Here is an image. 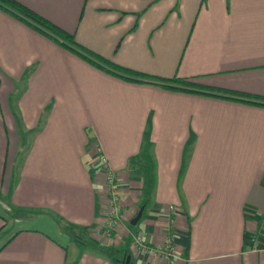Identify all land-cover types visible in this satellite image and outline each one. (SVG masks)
<instances>
[{"label": "crops", "instance_id": "0c3cea01", "mask_svg": "<svg viewBox=\"0 0 264 264\" xmlns=\"http://www.w3.org/2000/svg\"><path fill=\"white\" fill-rule=\"evenodd\" d=\"M16 1L119 67L186 80L203 92L264 98V0ZM190 132V154L199 162L181 173ZM147 134L154 144L170 140L179 153L172 155L180 156L168 167L157 161V176L155 163L147 168L153 203L140 167L131 168L143 155V142H133ZM105 170L115 176L123 207L115 242L130 235L125 252L132 264H164L140 253L133 237L156 246L168 231L182 254L175 264H264L254 243H264L257 235L264 216V107L126 82L0 11V264H119L93 247L82 249L57 225L62 219L102 235ZM155 179H166L170 192L179 187L174 200L181 205H167L174 214L155 204ZM142 204L134 232L128 223Z\"/></svg>", "mask_w": 264, "mask_h": 264}, {"label": "trees", "instance_id": "16d2710c", "mask_svg": "<svg viewBox=\"0 0 264 264\" xmlns=\"http://www.w3.org/2000/svg\"><path fill=\"white\" fill-rule=\"evenodd\" d=\"M0 11L18 19L19 21L25 23L33 30L39 32L44 35L47 39L54 42L64 50L74 54L79 59H81L86 64L91 67L104 72L110 76L119 78L126 82L130 83H155L157 86H160L163 89L170 91H184L188 93H196L202 95H208L212 97L218 98H226L228 100L237 101L253 106L264 107V98L249 96L247 94L239 93V92H231L219 89H204L203 91L190 89L188 87L195 88L194 84L187 82L186 80L173 78V79H157L149 76L142 75L140 73L119 67L114 65L113 63L87 51L85 48L79 46L74 41V36L62 28L54 25L48 20L44 19L31 9L27 8L23 4L17 2L16 0H0ZM201 89V88H200ZM22 156V151L16 156V163L20 160ZM144 204L141 205L143 207ZM140 207V208H141ZM57 225L61 231L66 233L73 241H76L81 245V248L84 249L88 245H91L95 250H99L100 253H105V251L100 248L99 244L93 240H84L83 236L87 232V228H77L75 226H71L67 224L62 219L57 221ZM80 231L79 233H77ZM83 233L81 237L80 234ZM81 237V239L79 237ZM91 242V243H90ZM112 258L114 261L119 264H124V259L127 256L126 252H121L120 250H116L113 252Z\"/></svg>", "mask_w": 264, "mask_h": 264}, {"label": "rangeland", "instance_id": "374dc122", "mask_svg": "<svg viewBox=\"0 0 264 264\" xmlns=\"http://www.w3.org/2000/svg\"><path fill=\"white\" fill-rule=\"evenodd\" d=\"M74 55V54H73ZM77 57V56H76ZM108 61V60H107ZM85 63V62H84ZM87 131V132H86ZM89 130H85V133L88 135ZM190 136L191 138L189 140H187L186 142V146L185 148H183L182 150V155H181V173H184V169L187 168H193L191 166V163H196L199 162V158L195 155L192 156L191 151L189 150V141L191 143L195 142V135L193 134V132H190ZM91 134V132H90ZM211 143L209 145H213L215 144V138L213 139V136ZM175 142L176 145V141L173 140ZM138 142L139 145L143 142V155L139 156V158H133L132 160V169H135V166H139L140 167V172L142 173V183H143V187H145L144 189L150 190V194L148 196H146V200L148 201H152L153 200V195L151 194V191L153 190L152 188V178H150L151 173L149 175V177H147V168L151 169L154 166L155 163V176H157V169H158V162L157 161H161L164 162L162 164V166L164 167H168L169 165H172L173 163H180V156H177V158L175 159V157L172 154H179L176 153L175 150L173 149V146L170 145V140L166 139V138H162L159 140V142L157 143V139H155V144L153 142V140L151 139V136L149 134H147V137H145L144 140H138L135 139V141L133 142L134 145L138 146ZM218 144V143H217ZM154 148H155V159H154ZM179 157V158H178ZM192 157V160H191ZM155 160V161H154ZM206 161L207 162H211L212 164L216 163L215 160V156H211L208 155L206 156ZM214 169L212 170H208V175L212 174ZM177 176H178V172H176ZM210 178H212V176H209ZM16 178H17V173L14 172L13 174V178H12V182H16ZM154 179V178H153ZM167 180H161V181H156L155 179V204L161 206V207H168L167 205H169L170 202H173V204L177 207H179V205H181L180 203H176V197L178 195H180L179 191V187H175L176 191L175 193H173L172 191H169V188L167 186L168 182L165 184ZM180 181H177V185H179ZM175 199V200H174ZM154 202V200L152 201V203ZM176 211V208H175ZM179 213V212H178ZM129 228L132 231H137L138 228L140 227V223H138L136 226H130V224L128 223ZM92 230V229H91ZM88 232L84 233L85 237L83 236V233L80 234V236H83V239L86 240H92L91 238H93V241L97 240V243L99 244V246L105 244L106 247L102 248L105 251V254H107L108 257L112 258V255L114 254L113 251L114 249H118L121 252H125L127 250H130V247L132 246V238H130L129 234H126V237H122L120 239L119 242H115V237H112L111 239H108L106 237H104L103 235H101L100 233H96V232H92L90 230H87ZM90 231V232H89ZM80 231H78L77 233H79ZM79 237V236H78ZM81 237H79L81 239ZM91 237V238H90ZM88 238V239H86ZM91 243V242H90ZM117 243H120L119 245H117ZM116 244V245H115ZM127 244V245H126ZM86 248H90L91 252H92V247L91 245H88ZM84 248V249H86ZM112 251V252H111ZM93 252H99V250L97 249V251H93ZM100 253V252H99Z\"/></svg>", "mask_w": 264, "mask_h": 264}, {"label": "built area", "instance_id": "2783aa9c", "mask_svg": "<svg viewBox=\"0 0 264 264\" xmlns=\"http://www.w3.org/2000/svg\"><path fill=\"white\" fill-rule=\"evenodd\" d=\"M96 156L98 155V150H95ZM104 164V160H101ZM115 176L110 170H105V184H106V206L104 211L105 216V225L102 235L108 239L114 237V234L117 232L118 228L121 225V211L122 203L118 195L117 187L115 186ZM168 212L174 214L175 207L169 206ZM258 237H261L264 242V216L258 221ZM255 249L257 251H264V243L261 247H258L260 244L254 241ZM133 245L140 253L145 254L148 259L158 260L161 259L164 261V264H175L176 261L181 260V252L177 249L174 244L173 236L171 231H168L164 236L163 241L160 245L149 246L147 241L143 240L140 236L133 237Z\"/></svg>", "mask_w": 264, "mask_h": 264}, {"label": "water", "instance_id": "95a60500", "mask_svg": "<svg viewBox=\"0 0 264 264\" xmlns=\"http://www.w3.org/2000/svg\"><path fill=\"white\" fill-rule=\"evenodd\" d=\"M142 212H143V208L141 207L137 213V215L131 220L130 225L131 226H136L138 221L140 220L141 216H142ZM124 264H132L130 262V257L126 256V258L124 259Z\"/></svg>", "mask_w": 264, "mask_h": 264}]
</instances>
